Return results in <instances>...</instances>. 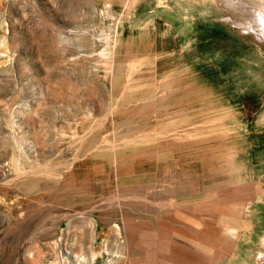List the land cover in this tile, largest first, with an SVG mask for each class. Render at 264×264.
Listing matches in <instances>:
<instances>
[{
    "label": "rangeland",
    "instance_id": "1",
    "mask_svg": "<svg viewBox=\"0 0 264 264\" xmlns=\"http://www.w3.org/2000/svg\"><path fill=\"white\" fill-rule=\"evenodd\" d=\"M241 1L0 0V264H264Z\"/></svg>",
    "mask_w": 264,
    "mask_h": 264
},
{
    "label": "bare ground",
    "instance_id": "2",
    "mask_svg": "<svg viewBox=\"0 0 264 264\" xmlns=\"http://www.w3.org/2000/svg\"><path fill=\"white\" fill-rule=\"evenodd\" d=\"M249 1V0H248ZM234 2V1H233ZM252 2V1H251ZM254 2V1H253ZM228 3V2H227ZM230 3L232 4V1L230 2L229 1V3H228V5H230ZM235 3V2H234ZM236 3H239V2H236ZM255 3V2H254ZM254 3H252V4H254ZM257 3V2H256ZM248 4V3H247ZM252 4H249V5H251L252 6ZM239 5L241 6V7H238V8H241L242 10L247 6L246 5V3H245V1H241L240 0V3H239ZM238 5V6H239ZM256 5V4H255ZM261 5V4H260ZM257 6V5H256ZM259 6V5H258ZM231 7V6H230ZM255 7V6H254ZM247 8V7H246ZM249 8V7H248ZM262 8V7H261ZM237 10V9H236ZM249 10V9H248ZM251 10V9H250ZM258 10V9H257ZM261 10V9H260ZM238 11V10H237ZM246 11H247V9H246ZM246 11L244 12V13H246ZM252 11V10H251ZM255 11H256V9H255ZM262 11V10H261ZM239 12H241L240 10H239ZM249 12V11H248ZM250 13V12H249ZM252 13H254V12H252ZM256 14V13H255ZM254 14V16H252L251 15V18L248 16V15H245V16H248L249 18H250V20H249V24H251L252 26L253 25H255L256 26V28L258 29V27H262L263 29H264V15H259V18L260 19H262V20H258V16L257 15H255ZM258 14V13H257ZM237 16V15H236ZM242 17H244V16H242ZM247 17H245V19H246ZM234 22H236V21H234ZM245 22V21H244ZM237 24V23H236ZM245 24V23H244ZM236 26H238V25H236ZM239 26H241L242 27V25H239ZM247 26H249V25H247ZM246 26V27H247ZM220 28V27H219ZM248 29H249V31H250V28L249 27H247ZM246 30V29H245ZM256 30V29H255ZM259 30V29H258ZM257 30V31H258ZM261 30V29H260ZM230 31V30H229ZM251 31H253L252 29H251ZM242 32V31H241ZM243 32H244V30H243ZM262 32V31H261ZM258 34V33H257ZM259 34H260V32H259ZM263 35H264V32L262 33ZM230 35V34H229Z\"/></svg>",
    "mask_w": 264,
    "mask_h": 264
}]
</instances>
